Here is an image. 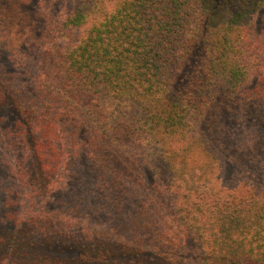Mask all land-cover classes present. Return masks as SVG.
Instances as JSON below:
<instances>
[{
  "label": "trees",
  "instance_id": "16d2710c",
  "mask_svg": "<svg viewBox=\"0 0 264 264\" xmlns=\"http://www.w3.org/2000/svg\"><path fill=\"white\" fill-rule=\"evenodd\" d=\"M262 10L0 0L31 186L0 264H264Z\"/></svg>",
  "mask_w": 264,
  "mask_h": 264
},
{
  "label": "rangeland",
  "instance_id": "374dc122",
  "mask_svg": "<svg viewBox=\"0 0 264 264\" xmlns=\"http://www.w3.org/2000/svg\"><path fill=\"white\" fill-rule=\"evenodd\" d=\"M254 33L256 37L264 39V10L257 17ZM29 161V152L23 143L15 112L0 104V234L15 226L22 215L28 212L29 207L26 204L30 200L23 196L24 187L31 188L29 178L24 179L25 174H30ZM226 178L227 175L223 180Z\"/></svg>",
  "mask_w": 264,
  "mask_h": 264
}]
</instances>
